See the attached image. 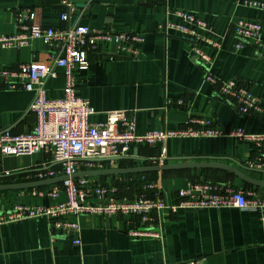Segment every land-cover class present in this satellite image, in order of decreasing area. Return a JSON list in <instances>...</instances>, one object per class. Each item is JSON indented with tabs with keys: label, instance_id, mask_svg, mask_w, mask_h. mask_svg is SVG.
<instances>
[{
	"label": "crops",
	"instance_id": "crops-1",
	"mask_svg": "<svg viewBox=\"0 0 264 264\" xmlns=\"http://www.w3.org/2000/svg\"><path fill=\"white\" fill-rule=\"evenodd\" d=\"M61 1L0 0V34L13 33L15 13L24 8L32 10L34 23L40 27H63L59 19ZM69 1L72 19L78 18L90 29L141 33L144 37L136 58L118 55L111 47L90 54L88 69L76 71V97L87 101L95 111L89 117L90 123L104 121L108 111L124 110L134 115L138 136L184 128L198 118L211 119L225 133L241 129L264 134L263 103L252 115L241 114L216 92V87L204 81V67L188 55V43L158 29L165 21H177L174 10L194 13L215 33L225 36L211 66L212 75L220 83L234 81L264 99V50L246 44L235 52V39L229 34L234 20L249 19L262 25L264 41V8L247 5L264 0H163L157 4L138 0ZM50 57L48 47L38 40L20 49L0 48V72L33 60L47 62ZM63 87V73L57 70L56 77L46 83L47 97L61 98ZM32 99L33 93L9 88L0 77V130L29 133L34 123V116L28 112ZM178 100L185 105L179 107ZM134 150L143 162L109 161L104 162L103 169L154 164L160 157H165L164 163L186 157L203 161L225 159L250 178L264 181V170L246 166L264 156L253 144L227 134L215 138H171ZM49 161V154L43 151L19 156H3L0 152V185L30 182V174L44 167L53 168ZM149 177L158 180L167 204L174 202L177 192L189 182L229 185L264 198V187L244 184L221 171H172ZM136 180L108 176L92 178L91 182L114 187L119 200L141 192L142 186L129 190V183ZM48 188L0 192V209L7 210L15 204L48 206L64 200L63 194L56 199L37 195ZM66 220L73 218L66 216ZM78 226L77 234L68 235L57 231L51 234L44 218L0 226V264H264V222L256 213L234 208L181 209L174 214L153 211L147 228L157 237L131 236L130 231L142 227L137 218L122 215H82ZM75 238H79L80 245L72 243Z\"/></svg>",
	"mask_w": 264,
	"mask_h": 264
},
{
	"label": "built area",
	"instance_id": "built-area-1",
	"mask_svg": "<svg viewBox=\"0 0 264 264\" xmlns=\"http://www.w3.org/2000/svg\"><path fill=\"white\" fill-rule=\"evenodd\" d=\"M162 1L138 0L141 3L154 4ZM247 5L264 8L262 2L251 1ZM61 6V28L36 25L32 10L24 8L15 13L13 33L0 34L2 49H20L31 41L38 40L51 53L47 62L33 60L21 63L15 69H3L0 72V77L9 88L19 87L33 93L28 108V112L34 116L31 131L27 134H14L10 128L0 130V152L3 156L32 155L41 151L49 154L48 164H53L54 168L44 167L35 171L29 176L31 181L70 177L85 170H100L104 167V162H100V159L132 157L135 147L152 146L171 138H215L227 134L236 140L253 144L264 156V134L245 133L241 129H232L225 133L207 118L192 119L186 127L177 130L154 131L141 136L136 135L135 117L128 111H108L104 121L90 123L89 117L95 111L87 101L76 97V71L88 69L90 54L102 53L103 49L111 47L118 55L136 58L144 37L141 33L90 29L80 24L78 18L72 19L73 7L69 0H62ZM173 15L177 18L176 22L165 21L158 29L166 36L177 35L188 43V55L204 67V81L216 87V92L232 103L241 114L250 116L259 110L260 105L264 104L263 98L256 97L234 81L218 82L210 71L225 36L215 33L192 12L174 10ZM261 31L262 25L257 21L234 20L229 32L235 39L234 51H240L246 44L264 50ZM57 70L63 73V94L59 99H49L46 83L56 77ZM177 105L183 107L185 102L178 100ZM160 158L162 159H157L158 163H164L165 157ZM246 166L264 170V158L249 162ZM91 179H68L37 193L42 198L52 199L63 194L64 200L53 205L15 204L7 210L0 209V226L44 218L51 234L57 231L68 235L79 232L78 218L82 215H122L137 218L142 227L130 231L131 236L157 237L156 232L147 228L153 211L174 214L181 209L228 208L256 213L264 222V198L256 197L253 193L246 194L229 185L189 182L184 189L177 192L176 200L167 204L162 198L158 180L144 183L141 192L132 198L117 200L114 187L92 183ZM66 216H71L73 220H66ZM72 243L80 245L79 238L73 239Z\"/></svg>",
	"mask_w": 264,
	"mask_h": 264
},
{
	"label": "water",
	"instance_id": "water-1",
	"mask_svg": "<svg viewBox=\"0 0 264 264\" xmlns=\"http://www.w3.org/2000/svg\"><path fill=\"white\" fill-rule=\"evenodd\" d=\"M137 151L134 150L132 157L121 158V159H100V162H108L115 160H126L134 159L136 161H141L137 157ZM93 161V160H91ZM95 161V160H94ZM157 161V159H155ZM169 163H158L156 164H145L138 166H128V167H116V168H106L100 170H85L73 174L70 177L61 176L52 179H47L43 181H30L25 183H14V184H2L0 185V192L3 191H20L27 189H38L42 187H48L50 185L59 184L68 179L74 180L78 178H96V177H108V176H125L132 174H150V173H164L172 171H185V170H215L228 173L238 179H240L244 184L254 186V187H264V181H258L245 175L240 169L226 163L225 159H211L207 161L197 160V158L186 157V158H172L167 159ZM147 163V161H145ZM232 162V161H231Z\"/></svg>",
	"mask_w": 264,
	"mask_h": 264
},
{
	"label": "rangeland",
	"instance_id": "rangeland-1",
	"mask_svg": "<svg viewBox=\"0 0 264 264\" xmlns=\"http://www.w3.org/2000/svg\"><path fill=\"white\" fill-rule=\"evenodd\" d=\"M129 166V165H128ZM140 179H142V180H139V178L136 180V181H134V182H130L129 183V190L131 191V188H136V190H139V189H141V186H143V184L144 183H146V182H149V181H151V180H149V178H147V177H143V178H140ZM131 185V186H130ZM133 190V189H132Z\"/></svg>",
	"mask_w": 264,
	"mask_h": 264
},
{
	"label": "trees",
	"instance_id": "trees-1",
	"mask_svg": "<svg viewBox=\"0 0 264 264\" xmlns=\"http://www.w3.org/2000/svg\"><path fill=\"white\" fill-rule=\"evenodd\" d=\"M120 167H126V166H124V165H120ZM54 168V167H53ZM215 171V170H214ZM225 173V172H224ZM151 174H156V173H150V174H132V175H125V176H123V177H129V178H132V179H138L139 178V180H142V179H140V178H143V177H147V178H149V180H152V178H150L149 177V175H151ZM228 174V173H227ZM230 175V174H229ZM42 188H46V187H42ZM38 189H40V188H38Z\"/></svg>",
	"mask_w": 264,
	"mask_h": 264
}]
</instances>
